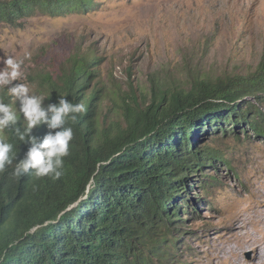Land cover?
Segmentation results:
<instances>
[{"label":"trees","instance_id":"16d2710c","mask_svg":"<svg viewBox=\"0 0 264 264\" xmlns=\"http://www.w3.org/2000/svg\"><path fill=\"white\" fill-rule=\"evenodd\" d=\"M93 4L0 0V24L85 13ZM99 64L75 52L56 77L42 79L45 105L64 96L87 109L65 125L73 139L60 179L13 176L29 145L11 130L3 133L17 159L0 172V264H167L180 248L183 216L197 214L195 206L205 201L193 191L208 194L204 169L215 162L230 167L199 137L243 128L264 137V113L248 99H264V61L249 76L194 75L180 87H152L147 102L122 100L113 116L102 106ZM0 99L12 105L3 90ZM47 131L40 126L33 134Z\"/></svg>","mask_w":264,"mask_h":264},{"label":"rangeland","instance_id":"374dc122","mask_svg":"<svg viewBox=\"0 0 264 264\" xmlns=\"http://www.w3.org/2000/svg\"><path fill=\"white\" fill-rule=\"evenodd\" d=\"M75 52L100 60L102 106L113 116L122 100L147 102L152 87H180L194 75L255 72L264 61V0H94L85 13L36 16L19 27L0 24V57L24 61L23 77L14 83L27 84L30 94L44 97L43 77H56ZM248 99L264 113L262 97ZM205 144L230 167L215 162L204 169L208 194L193 191L205 201L195 206L197 214L183 216L180 248L167 264H257L262 251L247 245L264 232L252 216L264 208V137L243 128L202 135L199 145ZM237 218L241 227L232 224Z\"/></svg>","mask_w":264,"mask_h":264},{"label":"clouds","instance_id":"9594fccd","mask_svg":"<svg viewBox=\"0 0 264 264\" xmlns=\"http://www.w3.org/2000/svg\"><path fill=\"white\" fill-rule=\"evenodd\" d=\"M30 54L25 55V59ZM23 60L14 57H0V89L8 93L18 103L17 110L0 99V172L11 166L17 159L14 144L3 135L11 130L19 141L29 145L24 157L15 164L12 175L19 178L30 172L37 178L50 177L58 180L63 175L64 157L69 155V143L73 130L66 127L75 124L78 114L87 111L83 103H72L61 96L57 103L44 104V97L30 94L25 83H14L23 77ZM23 117V122L20 120ZM46 126L47 133L41 138L33 134V129Z\"/></svg>","mask_w":264,"mask_h":264},{"label":"bare ground","instance_id":"6f19581e","mask_svg":"<svg viewBox=\"0 0 264 264\" xmlns=\"http://www.w3.org/2000/svg\"><path fill=\"white\" fill-rule=\"evenodd\" d=\"M262 205V204H261ZM254 211V210H253ZM252 216L254 217H258L259 218V221H261V223L264 225V208H262V209H259V210H255V212H254V215H253V213H252ZM254 220V219H253ZM257 220V219H256ZM258 221V222H259ZM260 223V222H259ZM233 226L234 227H241V224H242V222L240 223V220H239V218H237L236 220H234L233 221ZM263 229V228H262ZM262 231V230H261ZM264 231V230H263ZM261 234V233H260ZM261 236V235H260ZM253 237V236H252ZM248 238H250V237H248ZM248 241V240H247ZM246 241V242H247ZM249 245H247V246H252L253 247V249L255 250V251H262V253L260 254V256H259V254H258V256H259V260H258V263L257 264H264V232H263V235H262V237H260V238H250V240H249ZM248 243V242H247ZM246 244V243H245ZM254 251V252H255ZM257 262V261H256ZM254 263V262H253ZM230 264H233V263H230ZM236 264H246V263H244V262H236ZM248 264V263H247ZM252 264V263H251Z\"/></svg>","mask_w":264,"mask_h":264}]
</instances>
